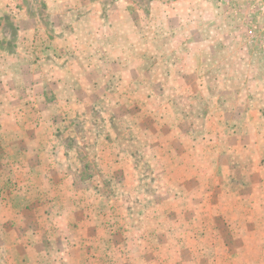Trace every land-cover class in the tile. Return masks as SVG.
<instances>
[{
	"label": "rangeland",
	"instance_id": "1",
	"mask_svg": "<svg viewBox=\"0 0 264 264\" xmlns=\"http://www.w3.org/2000/svg\"><path fill=\"white\" fill-rule=\"evenodd\" d=\"M49 1L0 0V264H264V0ZM71 2L121 61L38 47Z\"/></svg>",
	"mask_w": 264,
	"mask_h": 264
},
{
	"label": "crops",
	"instance_id": "2",
	"mask_svg": "<svg viewBox=\"0 0 264 264\" xmlns=\"http://www.w3.org/2000/svg\"><path fill=\"white\" fill-rule=\"evenodd\" d=\"M45 1L53 4L49 0ZM69 1L71 0H56L54 9L60 5H66ZM67 8L66 12L54 11L48 14L50 20L54 22L57 21L51 26L52 35H46L45 33H42L43 37L39 35L41 43L38 44V47H40V49L48 48L46 46H49L53 52L61 53V56L65 54L64 56L67 57L69 55L75 57V62L68 61L63 57L62 60L58 61L59 67L68 69L99 68L104 67L105 63L107 65V61L113 62L122 60V57L118 59V55L120 54H116V52L121 50H116L115 48L109 50L110 47L107 46V44H109V30L107 29L108 25L103 22L104 18L101 12L99 14L96 12L92 14L90 12H82L84 18H80L79 16L76 17L77 15L74 11L76 8H72V2ZM69 9L71 12H67ZM129 20L130 19H127L126 22ZM37 30L43 31V29L39 27ZM131 33L133 32L131 31ZM136 38L137 37H135V39ZM31 40L26 42V44H30Z\"/></svg>",
	"mask_w": 264,
	"mask_h": 264
}]
</instances>
